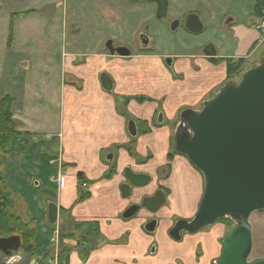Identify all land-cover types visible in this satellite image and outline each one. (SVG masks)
Segmentation results:
<instances>
[{
  "label": "crops",
  "instance_id": "obj_1",
  "mask_svg": "<svg viewBox=\"0 0 264 264\" xmlns=\"http://www.w3.org/2000/svg\"><path fill=\"white\" fill-rule=\"evenodd\" d=\"M183 1L188 4L184 12L196 11L204 25H216L214 39L198 44L204 47L211 42L217 52L215 61L202 50L160 52L158 38L152 52L108 60L104 51L107 35L101 28L106 24L109 30L114 28L115 5L108 6L105 14L97 8L92 10L88 20L69 12L66 0H0V38L7 40L0 44L4 55L0 59V99L6 94L14 98L13 116L22 143L13 145L18 152L24 149L18 156L21 167L29 159L36 163L30 173L36 181L34 186L42 185L43 192L56 199L58 216L67 222L65 231L76 235L66 239L73 246L68 264H213L221 254L225 235L220 234L224 230L220 223L185 236L181 242L168 237L174 218L196 213L204 190L201 172L182 155L175 154L169 161L168 153L173 152L180 110L199 108L203 100L219 91L228 76L226 59H244L245 65L261 61L264 31L258 28L256 0L250 7L244 0H231L218 5L216 13L209 0ZM100 2L98 7H104ZM175 4L178 0H173V15L180 14ZM79 5L91 7L81 2L75 7ZM93 22L101 27L86 37L84 33ZM163 55L175 57L176 77L165 65ZM103 74L111 78L110 90L104 87ZM140 94L153 101L140 103L134 99ZM159 109L163 111L161 123L156 118ZM133 119L138 132L139 120L152 127L149 133L137 134L136 150L141 159L147 158L144 163L127 149L133 141L128 132V122ZM60 156L62 166L53 162ZM113 161L116 174L106 179ZM166 164L171 165L170 175L158 181V171ZM127 166L151 175L154 181L124 198L121 186L126 181ZM80 173L89 181L82 189L90 195L77 202ZM53 178L57 183L54 191L47 187ZM159 183L169 189V202L157 212L160 226L152 235L143 228L152 213L142 210L129 219L121 214L130 204L152 194ZM43 213V223L49 227L47 207ZM91 221L99 223L100 234L82 245L78 238L87 232V226H71ZM36 226V243L43 249L39 244L43 228ZM154 241L158 247L152 254L149 248ZM199 246L203 254L197 260Z\"/></svg>",
  "mask_w": 264,
  "mask_h": 264
},
{
  "label": "water",
  "instance_id": "obj_2",
  "mask_svg": "<svg viewBox=\"0 0 264 264\" xmlns=\"http://www.w3.org/2000/svg\"><path fill=\"white\" fill-rule=\"evenodd\" d=\"M165 12V2L159 8ZM160 15V14H159ZM192 32L201 30V22L191 15L187 22ZM117 48L120 55L129 52ZM214 56L213 51H207ZM105 89L112 88L111 78L102 75ZM132 137L138 134L134 120L128 122ZM175 150L186 156L204 178V191L196 214L190 220H178L170 230L175 239L181 232L195 233L214 225L222 218L234 222L233 229L222 242V251L215 264H264V257L250 259L253 250V228L250 221L254 212L264 210V58L247 69L239 82L223 85L200 110L186 108L174 131ZM128 182L122 187L127 198L133 186H143L151 180L146 173L124 169ZM166 201L163 191L144 198L142 205L157 209ZM47 219L50 226L58 220V204L47 200ZM138 205L124 212L132 217ZM156 220L145 228L154 231ZM21 247L19 235L0 238V251L12 255ZM31 264H38L32 261Z\"/></svg>",
  "mask_w": 264,
  "mask_h": 264
},
{
  "label": "rangeland",
  "instance_id": "obj_3",
  "mask_svg": "<svg viewBox=\"0 0 264 264\" xmlns=\"http://www.w3.org/2000/svg\"><path fill=\"white\" fill-rule=\"evenodd\" d=\"M209 1L213 5V9L215 10L214 13L218 12V8H219L218 5H221V7H222L223 5H225V3H228V2L232 3L231 0H209ZM77 2H81V1L80 0H66L65 8L68 9V11L71 13L73 11H75V13L77 12L76 14H80V13L83 14V17L88 19V20L92 17V14H90V12L92 10L94 11L97 8L98 11H104L106 9L105 6H109V5H106L105 3H103L105 5L104 7H98V5L102 4V2H100V0H90L89 3L91 5V7L83 8V7H80V5H79L76 8L75 4H77ZM244 2H245V5L247 4L248 7H250L251 4L254 3V0H244ZM81 3H87V2H81ZM190 5H191V3H189V6ZM199 5H200L199 10L202 11V9H201L202 5L201 4H199ZM85 6H86V4H85ZM187 7H188V4H186L183 0H178V4L176 5V9L178 10V12L180 14L185 13L184 11L187 9ZM174 16H177V15H173V13L171 12V8H170L169 18L172 19V17H174ZM170 19H167V20L163 19V20L157 21V22H159V30H161L163 33L165 32V30L162 28V25H165V23L168 24ZM0 24H3V19L1 20V18H0ZM205 25H206V28L201 33H198V34L188 33L186 31V29L181 28L180 30L175 31V32H172L169 30L167 33H164L159 37H154L153 39L156 40L158 38L159 41L161 40V49L159 51L163 52V53H185V52L186 53H192V52H196V51L202 50L203 46L200 47L198 45L199 43H206L209 40H213L215 37L214 36L215 35L214 29L216 28V25H207V24H205ZM100 27L99 26L96 27L94 22H93L92 25L85 31L84 34L86 35V37H90L94 34L96 28L98 29ZM101 30H103L104 33H107V31H109L107 24H106V27L101 28ZM216 35H218V34H216ZM121 38L124 40L131 39L132 38V32L125 30L124 33H122ZM2 39L3 38H0V44H1V41H2V43L6 44L7 40L6 39L2 40ZM3 56L4 55L2 53H0V59H2ZM259 63H260V61L257 62V64H259ZM257 64H256V62L250 63L249 65L244 64L243 69L238 74L230 77L228 81L239 82L242 73L244 71H246L247 69H249V68H251ZM191 65L193 68H195L193 62L191 63ZM228 81H226V82H228ZM32 141H33L32 139H28L27 142L32 143ZM14 142H15V144H17V143L21 144L22 143L21 138L20 139L15 138ZM15 144L11 148L13 150L10 149L8 151V154H7V160L10 159L11 160L10 163L6 160V163L4 165L3 164L0 165V174L4 175L3 181L0 182V190L3 192H5V191L9 192V194H10V200H12V207L9 209L10 212L15 213V215H17V216H20L31 227H35L37 224H39L40 229L43 228L42 231L40 232L39 244L40 245L43 244L44 247H43V249H40V246L39 247L37 246V250L40 253H43L40 255V257L46 256V259L53 258L55 261L57 260L56 262L59 264V258L61 257V255L63 253L65 245L69 246V248H70L69 253H71L72 248H73V246H71L70 243L66 242L67 238H65V236H64L65 228H66L65 225H67V222L64 220H66V219L63 218L62 216H61L62 219L61 220L59 219V222L61 221L60 225H59L60 231L58 232L59 233V241H58V243H54V244L51 243L50 240H51L52 236H54L56 229H52L50 227H47L43 223V221H45V217L43 215L44 214L43 210L46 209L47 200H54L55 201L56 199L53 198V196H51L50 194H45L43 192V186L42 185H40V186L37 185L38 187L34 186V182H36V181L34 180V178H31L30 173L34 168H36L35 167L36 163L32 159H29L30 160V161H28L29 163L27 162L28 164H26V166L21 167L20 164H22V163L19 162L18 156H19V154H21V152H24V149H21V151L18 152L16 149H19V148H17V146H15ZM174 144L175 143L173 140L172 147L174 146ZM4 153L5 152L0 151V159L4 156ZM60 159H61V156L59 157V159H57V160L55 159L53 162L55 164L58 162L59 163L58 165L62 166V162ZM19 168H21V169H19ZM61 169H63V167ZM203 181H204V178H203ZM86 184H88V183H86ZM49 185H51V186H49ZM49 185L48 186L46 185V186L49 187L52 191H54L56 189L57 183L55 181V178L52 179V181ZM83 187H84V185H82V188ZM55 202H57V201H55ZM156 216H157V214H156ZM31 221H32V223H30ZM250 221L252 223L253 240H254L253 250H252V253L250 255V259L264 257V210L254 212L251 215ZM217 223H220L221 225H223L224 230L220 231V234H224L225 236L235 226L234 224L232 226H230L229 224H227L225 222H220V221H218ZM72 228H74V224L71 226V229ZM56 234H57V232H56ZM62 236H64V237L62 238ZM53 251L56 253V255L54 256L56 258H54L52 256ZM35 255L36 254H34L32 252L30 253V252L24 251L22 248L16 252H14L12 255H6L2 251H0V264H31L32 261H35L37 263L41 262L39 259V256H35ZM46 259H45V261H46Z\"/></svg>",
  "mask_w": 264,
  "mask_h": 264
},
{
  "label": "flooded vegetation",
  "instance_id": "obj_4",
  "mask_svg": "<svg viewBox=\"0 0 264 264\" xmlns=\"http://www.w3.org/2000/svg\"><path fill=\"white\" fill-rule=\"evenodd\" d=\"M80 1L89 3L90 0H80ZM101 1H103V3H105L106 5H109V6L110 5H115L116 6V8H115L116 9L115 10L116 22H115L114 28L110 29L109 31H107V33H105L107 36H106V38L104 40V51L108 54L107 55V59L108 60H110L113 57L140 56V55H143L145 53L152 52V51L155 50V40L153 38L154 37H159L162 34L167 33L169 30L172 31V32H175V31L180 30L181 28H184V29H186V31L188 33L198 34V33H201L206 28V26L202 22L203 20H202L201 15L198 12H196V11H188V12H185V13H181L180 15L177 14V16H174V17H172V19H170L169 18L170 8H171V12H172V10H173V0H101ZM164 2L166 4V9H165V12L162 13V11L159 8H160V3L163 4ZM105 7H106V9L104 10L103 14L108 13V6H105ZM254 12H255V9H254ZM79 15H83V14L80 13ZM191 15H196L198 17V19L200 20V22H201V30L199 32H192L187 26L188 18ZM256 17L259 20L258 28L262 29L261 28V24L264 23V11H263V15L262 16H259V15L256 14ZM163 19L164 20L170 19L168 24L165 23V25H162V28L165 30L164 33L161 30H159V22H157V21H160V20H163ZM125 30H127L129 32H132V38L131 39L124 40V39L121 38L122 33H124ZM102 33H104V31ZM119 47H123L124 48L123 50H125L126 52H129V53L127 55H120L117 52V50H116ZM202 51L205 52V54L211 59H214L215 56L217 55V52H216L215 48L210 43L205 44V46L202 48ZM207 51H213L215 53V55L214 56H210V55H208ZM215 60L216 59H214L213 61H215ZM228 60L229 59H226V62ZM163 61H164L165 65L167 66V68L176 77L177 74L175 73L174 66H173L174 63H175L174 62L175 61V57L173 55H163ZM226 81H228V80L226 79ZM226 81H225V83L223 85H225L226 83L231 82V81H228V82H226ZM214 95L210 96L209 98H207L205 100H208V99L212 98ZM141 97L145 98V100L142 101V102L139 101V99ZM134 99H136L140 103L153 101V98L148 96V95H146V94L136 95V96H134ZM205 100H203L201 102L199 108H194V107H186V108H193L195 110H200L202 108V104H203V102ZM186 108H184V109H186ZM184 109L180 110L179 117H178L179 119H180V114H181V112ZM162 115H163V111H162V109H159L157 111V114H156L157 123H161V122H159V119L162 118ZM178 122H177V124H178ZM176 125H175V127H176ZM137 131H138V129H137ZM173 151L176 152V154L182 155V154L178 153L175 150V144L173 146ZM182 156H184V155H182ZM184 157H186V156H184ZM172 159H169V161L172 160ZM138 161L141 162V163H144L140 157H138ZM127 167H129V166H127ZM170 171H171V165L170 164H166L165 166L160 168L159 171H158V181L167 179L169 177V175H170ZM139 173H142V172H139ZM159 174H161L162 177H161V175L159 176ZM125 179H126V177H125ZM153 181H154V178L151 176V180L148 183H146L145 185H143V186H133L130 196L134 193L135 189L147 186ZM125 182H128V180L126 179ZM84 184H86V183H84ZM158 191H163V193L165 194V196H166L165 203L163 205H161L157 209H151V208L144 207L142 205V202H143L144 198L149 197V196H153ZM169 193H170L169 189L164 187L162 184L159 183L158 187L156 188V190L152 194L145 195V196H143L141 198V200L139 202L130 204V206H128L125 209V211H127L133 205H138L139 208H138L137 212L130 218H134V217L138 216V214L142 210L149 211L150 213H152L153 216L145 222L143 228L148 234L154 235L156 233V231L158 230L159 226H160V220L158 219L156 214L163 206H165L169 202ZM124 212L121 214V217L123 219H129V218H124L123 217ZM193 216H191V217H176V218H174L170 228L167 230L168 237L171 240H175L177 242H181L182 240H184L185 236L195 235V234L203 231L204 229L208 228V227L203 228V229H201V230H199V231H197L195 233H188V232H184L183 231V232H181V238L179 240L173 238L170 235V230L174 227L175 223L178 220H181V219L190 220V219L193 218ZM59 219H60V216H58L57 224L53 227V229L58 230V232L60 231L59 225H60V222H61V221L59 222ZM153 220H156V225H155L154 231L146 230L145 226L149 222H152ZM157 247H158V244H157L156 241H154L151 244L150 248H149V250L151 251L152 254L155 253V251L157 250ZM202 254H203L202 250H201V248L199 246V248L197 250V255H196L197 260H199L201 258ZM216 260H217V258L214 259L213 264H215Z\"/></svg>",
  "mask_w": 264,
  "mask_h": 264
},
{
  "label": "trees",
  "instance_id": "obj_5",
  "mask_svg": "<svg viewBox=\"0 0 264 264\" xmlns=\"http://www.w3.org/2000/svg\"><path fill=\"white\" fill-rule=\"evenodd\" d=\"M264 11V0H256L255 3V13L259 16L263 15ZM10 40V37H9ZM245 64L244 59H239L234 61L233 59H229L227 61V80L233 75L238 74ZM145 98L141 97L139 101H144ZM13 103L14 98L6 94L0 99V151L5 152L4 156L0 159V165L5 164L7 160L8 151L12 148L14 139L18 138L21 135V132L17 130V122L13 116ZM141 127V130L138 135L149 133L151 131V126H149L147 121L139 120L137 122ZM136 142L137 136L133 137V141L127 146L128 152L131 156L138 159L139 155L136 150ZM176 152H169L168 158L172 159L175 156ZM143 162L147 161V158L142 159ZM117 171L116 163L113 161V164L109 167L107 173L105 174L106 179H111ZM161 174H159L160 176ZM80 179L79 186V197L77 198V202L84 201L89 197V192L82 189V185L84 183H88L89 181H85L83 174L78 175ZM162 177V175H161ZM4 179V175L0 174V182ZM5 181V180H4ZM4 190V189H3ZM5 191V190H4ZM0 238L9 237L12 235H19L21 238V247L26 252H32L36 254L35 256H39L41 262H44L46 256L40 257L42 253L37 250L36 243V232L37 227H31L27 222H25L20 216L15 215V213L10 212V208L12 207V200H10L9 192H3L0 190ZM63 212V210H61ZM220 222H225L232 226L234 222L230 218H223L219 220ZM32 223V221L30 222ZM49 225V224H48ZM87 226V232L78 238L79 243L86 242L91 237H96L100 234L99 223L97 221L91 222H75V229H82ZM53 229L54 226H50ZM65 238H75L74 232H66L64 234ZM62 236V238L64 237ZM70 248L65 245L63 253L59 258V264H68L70 257Z\"/></svg>",
  "mask_w": 264,
  "mask_h": 264
},
{
  "label": "built area",
  "instance_id": "obj_6",
  "mask_svg": "<svg viewBox=\"0 0 264 264\" xmlns=\"http://www.w3.org/2000/svg\"><path fill=\"white\" fill-rule=\"evenodd\" d=\"M261 28L264 31V23L261 24ZM56 232H57V234H56ZM58 241H59V233H58V230H55V234H54V236H52L50 242L54 244V243H58ZM55 255H56V253L53 251L52 256L54 257ZM54 258H56V257H54ZM56 261L53 258H48V259H46V261L39 262V263L40 264H58Z\"/></svg>",
  "mask_w": 264,
  "mask_h": 264
},
{
  "label": "bare ground",
  "instance_id": "obj_7",
  "mask_svg": "<svg viewBox=\"0 0 264 264\" xmlns=\"http://www.w3.org/2000/svg\"><path fill=\"white\" fill-rule=\"evenodd\" d=\"M134 121H135V120H134ZM222 219H223V218H222ZM218 221H219V220H218ZM218 221H217V222H218Z\"/></svg>",
  "mask_w": 264,
  "mask_h": 264
}]
</instances>
